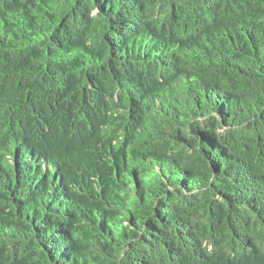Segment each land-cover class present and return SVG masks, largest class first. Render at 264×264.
Wrapping results in <instances>:
<instances>
[{"label": "trees", "instance_id": "trees-1", "mask_svg": "<svg viewBox=\"0 0 264 264\" xmlns=\"http://www.w3.org/2000/svg\"><path fill=\"white\" fill-rule=\"evenodd\" d=\"M0 264H264V0H0Z\"/></svg>", "mask_w": 264, "mask_h": 264}]
</instances>
